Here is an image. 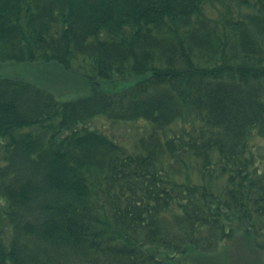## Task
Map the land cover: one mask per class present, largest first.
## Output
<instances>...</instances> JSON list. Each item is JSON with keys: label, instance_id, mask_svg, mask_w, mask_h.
I'll return each mask as SVG.
<instances>
[{"label": "trees", "instance_id": "16d2710c", "mask_svg": "<svg viewBox=\"0 0 264 264\" xmlns=\"http://www.w3.org/2000/svg\"><path fill=\"white\" fill-rule=\"evenodd\" d=\"M261 51L264 0H0V65L120 86L0 76V264H264ZM104 117L152 129L129 149Z\"/></svg>", "mask_w": 264, "mask_h": 264}, {"label": "rangeland", "instance_id": "374dc122", "mask_svg": "<svg viewBox=\"0 0 264 264\" xmlns=\"http://www.w3.org/2000/svg\"><path fill=\"white\" fill-rule=\"evenodd\" d=\"M77 67L78 65L75 64L74 69ZM73 72V70L66 71L55 63L0 65V76L18 77L53 94L60 101H68L95 92H112L120 87L110 82L99 81L87 72L83 74ZM90 126L104 128L113 139L129 149L133 148L135 141L152 129V126L144 120L112 122L106 118H96ZM250 143L264 148V138H254ZM231 260L232 251L227 248L220 249L214 255H201L196 251H188L185 256L178 257L175 264H229Z\"/></svg>", "mask_w": 264, "mask_h": 264}, {"label": "bare ground", "instance_id": "6f19581e", "mask_svg": "<svg viewBox=\"0 0 264 264\" xmlns=\"http://www.w3.org/2000/svg\"><path fill=\"white\" fill-rule=\"evenodd\" d=\"M163 17V16H162ZM208 45V44H207ZM209 46V45H208ZM210 46H212L211 44H210ZM151 53V52H150ZM193 51L192 50H187L186 51V54H187V56H192L193 54ZM261 53H262V55H261V58H260V61H258V62H252V65L255 67V68H258V67H261V66H264V53H263V51H261ZM178 66V65H177ZM177 66H176V63H174L172 66L170 65V68L171 69H176V70H179L180 68H179V66H178V69H177ZM74 72L73 73H76V72H78V73H80V74H83V72H84V70H82V69H80V67H77V68H75V69H72ZM92 76L93 77H95L96 79H98V80H100V78L99 77H97V75L96 74H92ZM7 77H12V76H7ZM262 78H261V80H264V70H263V76H261ZM105 118V117H104ZM108 121H110V120H108ZM106 133H108V132H106ZM109 134V133H108Z\"/></svg>", "mask_w": 264, "mask_h": 264}]
</instances>
